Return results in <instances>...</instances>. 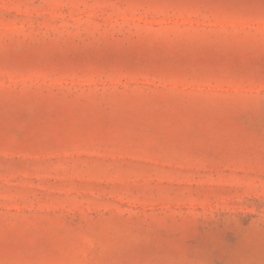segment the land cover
<instances>
[{"label":"rangeland","instance_id":"1","mask_svg":"<svg viewBox=\"0 0 264 264\" xmlns=\"http://www.w3.org/2000/svg\"><path fill=\"white\" fill-rule=\"evenodd\" d=\"M0 264H264V0H0Z\"/></svg>","mask_w":264,"mask_h":264}]
</instances>
